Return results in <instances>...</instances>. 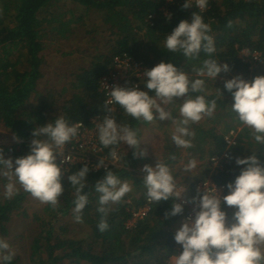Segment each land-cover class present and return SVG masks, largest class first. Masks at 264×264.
<instances>
[{
  "label": "trees",
  "instance_id": "trees-1",
  "mask_svg": "<svg viewBox=\"0 0 264 264\" xmlns=\"http://www.w3.org/2000/svg\"><path fill=\"white\" fill-rule=\"evenodd\" d=\"M68 1L75 8L67 9L65 4ZM184 3L186 0L171 3L168 0H0V128L19 138L17 146L12 148L14 156L20 158L30 154L33 131L53 122L60 114L70 124L82 123L85 127L91 126L92 118L108 115L100 80L112 72L116 57L133 58L142 63L146 70L161 62L174 63L191 79L199 78L192 68L200 66L201 61L208 58L206 53L201 51L199 60L187 61L182 54L168 53L164 48L166 35L171 34L181 21H190L193 12H199L195 6L183 10ZM57 13H62L63 19L56 17ZM168 14H171L170 20ZM201 15L212 28L210 34L216 47L213 58L221 64L227 63L231 68L229 73L242 76L246 81L264 76V63L250 69V63L241 58V52L246 49L250 53H261L264 60V0H209L207 9ZM95 18L103 21L102 28L109 33L106 43L90 55L88 66L74 72L69 85L64 84L61 90L41 91L45 76L44 38H51L53 34L62 37L79 35L85 27L83 23ZM229 22L231 27L228 26ZM130 75L126 88L140 85L141 90H145L143 77L137 76L134 70ZM204 79L210 93L207 99H216L217 109L212 118L205 117L198 124L191 125L195 136L192 138L193 147L187 151L192 159H207V163L201 166L200 174L190 182L189 195L195 193L200 182L212 176L209 162L212 157L222 156L225 152L230 154L224 171L214 175L216 182L226 185L234 182L240 174L241 168L235 163L237 157L247 158L254 151L264 161V145H257L251 139L247 127L231 110L234 100L224 87L226 80ZM217 89L221 90L223 97ZM180 102L182 100L178 99L177 104L168 106L172 108L174 116ZM116 108L117 122L139 129L142 141L146 123L127 116L119 106ZM163 122L155 125L159 131H162ZM238 128L241 129L238 145L228 148L225 135ZM163 140L160 158L147 156L137 159L133 156V149L120 145L119 152L128 164L118 163L100 171L90 167L88 187L84 189L89 195V203L82 214L89 219V226L82 237L70 236L68 227L64 228L62 222L67 216L74 218L75 196L68 175L85 165H74L66 172L62 178L65 192L60 207L53 210L49 205L46 210L52 212L53 217L49 222L39 221L42 225H38L31 243L30 263L164 264L171 259L175 254L174 235L181 219L187 215L188 207L184 206L183 215L166 219L165 213L171 210L172 201L153 202L148 216L140 220L135 228H127L132 210L143 207L148 201L142 183L145 174H140V170L146 164L155 166L157 159L172 169L182 159V149H178L171 139ZM0 149L5 158L7 149ZM103 154L108 157L109 149H104ZM171 155H175L176 159H169ZM108 170H112L122 181H128L132 192L124 197L122 203L107 206L109 229L101 233L97 227L101 219V213L97 211L100 207L99 194L95 192L94 185ZM2 182L4 178L0 177V235L3 237L8 235L14 215L24 209L31 195L20 190L12 199H6L1 195ZM224 210L228 212L231 223L233 210L227 207ZM12 264H18L16 258Z\"/></svg>",
  "mask_w": 264,
  "mask_h": 264
},
{
  "label": "clouds",
  "instance_id": "clouds-1",
  "mask_svg": "<svg viewBox=\"0 0 264 264\" xmlns=\"http://www.w3.org/2000/svg\"><path fill=\"white\" fill-rule=\"evenodd\" d=\"M209 0H186L183 10L195 4L199 12H193L191 20L181 21L171 34L164 40V48L168 53L182 54L187 61L200 59V53H206L200 66L193 67L196 79L174 63L161 62L143 73V88L136 85L131 88L114 86L108 91L104 102L107 111L102 122L95 125L99 144L103 149H109L107 158H100L95 166L97 170L107 168V165L127 163L120 154V145L133 149L137 159L146 158L148 153L142 149L139 129H134L127 123H118L116 106L124 114L142 123L152 124L157 121H170L174 131L172 142L178 149L193 147L192 138L195 133L191 125L198 124L205 117L212 118L217 109V100H208L210 95L204 78L216 81L221 73H229L230 66L221 64L213 58L216 53L214 37L210 34L212 28L206 23L201 13L208 6ZM171 19V14H168ZM231 27V22H229ZM225 89L232 95L234 103L232 112L236 113L242 125L247 127L251 139L257 145H264V76H257L248 82L242 76L226 80ZM223 97L221 90L217 89ZM197 95L193 96L192 94ZM178 104L177 115L167 106ZM81 123L70 124L66 117L60 114L53 122L37 127L30 143V154L24 157L5 159L0 149V177L7 180L4 185V197L12 199L22 189L38 200L41 204L50 205L58 210L65 189L62 178L68 170H62L61 165L70 163L71 154L65 156L66 146L78 138ZM14 139L19 142L18 137ZM228 140V139H226ZM95 148V146H94ZM247 158L235 159L241 168L234 182L227 184V195L221 196V188L215 185L209 187L205 183L204 192L198 190L196 197L184 200L185 186L178 185L172 170L165 162L157 159L155 167L145 165L143 186L149 203L172 201L171 210L165 213V218H171L184 213L185 203L196 205L195 215L187 218L177 229L174 240L182 246L183 251L170 259V264H264V161L253 151ZM61 157V163L57 158ZM171 160L176 156L171 155ZM197 168L195 159L189 160L184 166L185 173H191ZM90 167L85 164L75 173L68 175L71 188L74 190L73 214L76 223H83V210L89 203V195L84 192L88 187L87 177ZM94 190L99 194L97 209L101 219L97 225L101 233L109 229L107 215L110 204L123 202L124 197L132 191L128 181H122L112 170L98 180ZM184 200V203L177 201ZM233 210L231 223L228 212ZM16 250L3 238H0V264H12Z\"/></svg>",
  "mask_w": 264,
  "mask_h": 264
},
{
  "label": "rangeland",
  "instance_id": "rangeland-1",
  "mask_svg": "<svg viewBox=\"0 0 264 264\" xmlns=\"http://www.w3.org/2000/svg\"><path fill=\"white\" fill-rule=\"evenodd\" d=\"M65 5L67 9L75 8V5L71 4L69 1L68 3L66 2ZM61 14L62 13H57L56 17L63 19ZM102 22L103 21H100L98 18L90 22H84L83 24L85 27L82 28L83 32L79 35L73 34L69 37H62L58 34H53L50 36L51 38H44L46 51L43 70L45 76L41 83V91L52 89L61 90L64 84L69 85L71 83L73 74L77 69L80 70L88 66L90 55L100 50L106 43V38L109 36V33L103 29ZM46 29L48 28H45V30ZM234 77H236V75L232 73H225L224 76L217 78V80L223 82L225 80H231ZM159 122L157 121L152 124L146 123L143 127L142 149L147 150L148 157L160 158L164 148L163 139H171V134L174 131L170 121H164L162 131H159V128L155 127V125H161ZM17 144V140L14 139V136L10 132L0 128V148L7 149L5 153L6 159L11 158L15 161L16 157L13 154L12 148L16 147ZM17 148L19 150V147ZM189 160H192L190 153L187 149H182L181 161L171 169L177 184L185 186V196L189 195L188 187L190 186V182L195 176L200 174L201 166L207 163V159H195L197 161V168L191 173H185L183 169ZM139 173L142 175L145 174L142 170H140ZM6 183L7 180L4 178V182L1 184V195H4V185ZM131 192L126 196H130ZM48 206L47 204H41L38 200L30 196L29 200L24 205V209L20 213L14 215L9 225L8 235H4L3 237L0 235V238L5 239L16 250L17 255L15 258L18 264H31L30 248L32 240L37 234L38 225L41 220H43L42 223H45L49 222L53 217L52 212L50 213L46 210ZM63 220V227H68L67 232L72 237L84 236L89 226V219L86 217H83V223H76L75 218L71 216H67ZM42 223L40 225H42Z\"/></svg>",
  "mask_w": 264,
  "mask_h": 264
},
{
  "label": "built area",
  "instance_id": "built-area-1",
  "mask_svg": "<svg viewBox=\"0 0 264 264\" xmlns=\"http://www.w3.org/2000/svg\"><path fill=\"white\" fill-rule=\"evenodd\" d=\"M169 3L174 2V0H168ZM195 6V4H193ZM192 6V7H193ZM196 7V6H195ZM241 58L245 61L250 63V69H256L259 66H261L264 63L263 57L261 53L259 52H253L250 53L248 50L244 49L241 52ZM134 70L138 73L137 76L143 75L146 68L143 66L142 63L135 61L133 58L124 56L123 58L116 57L113 65V70L110 74L105 75L100 80V89L104 93L105 98L107 99V93L108 91L113 90L114 86H120V87H127L129 84L127 80L131 77L130 73ZM251 82V81H248ZM117 107V106H116ZM103 118L100 116H96L91 119V126L90 127H82L79 130V136L78 138L73 139V141L66 146L65 150V156L71 154L72 160L70 163H64L61 165L62 170H70L74 165L78 164H87L89 167L92 168L94 171H100V170H107L110 167V163L107 165V168H100L99 170L96 169V165L99 163L100 158H107L104 156V149L98 142L97 134L95 125L97 123L102 122ZM82 124V123H81ZM240 128L231 130L229 133L225 135V141L228 145V148H232L236 145H238V134L240 132ZM228 139V140H226ZM95 146V148H94ZM103 154V155H102ZM230 159V154L228 152H225L222 156H215L212 157L210 160L211 163V177H209L207 180L202 181L198 184L196 191L194 194L190 195H184V200H188L191 198H194L199 192L202 194L204 192L205 183H209V187L211 185H215L218 188H221L222 191L220 193L221 196L227 195V185L226 184H220L214 180V175L220 173L221 171H224L226 168V165L228 164ZM62 158H57V163H61ZM211 184V185H210ZM184 200H181V203H184ZM185 207H188V213L185 217H183L179 223V228L182 226V224L187 220L189 217H193L195 215L194 210L196 209V205L191 203H185ZM152 203H149L147 201V204L143 207L132 210V217L127 222V228H135L140 220H143L145 217L148 216L149 212L151 211ZM175 254L179 255L183 249L182 246L175 243ZM173 255V256H174ZM164 264H170V259L167 260Z\"/></svg>",
  "mask_w": 264,
  "mask_h": 264
}]
</instances>
